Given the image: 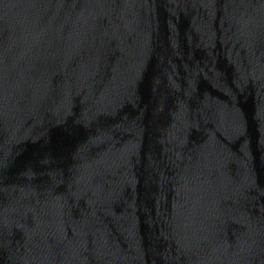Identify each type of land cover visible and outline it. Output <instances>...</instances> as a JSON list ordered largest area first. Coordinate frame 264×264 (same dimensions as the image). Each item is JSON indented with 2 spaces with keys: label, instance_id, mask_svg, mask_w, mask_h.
Wrapping results in <instances>:
<instances>
[{
  "label": "water",
  "instance_id": "1",
  "mask_svg": "<svg viewBox=\"0 0 264 264\" xmlns=\"http://www.w3.org/2000/svg\"><path fill=\"white\" fill-rule=\"evenodd\" d=\"M0 264H264V0H0Z\"/></svg>",
  "mask_w": 264,
  "mask_h": 264
}]
</instances>
